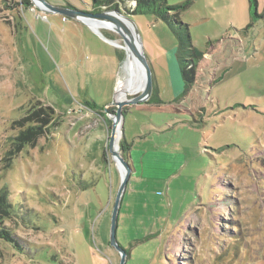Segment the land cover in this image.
Instances as JSON below:
<instances>
[{"label":"rangeland","instance_id":"rangeland-1","mask_svg":"<svg viewBox=\"0 0 264 264\" xmlns=\"http://www.w3.org/2000/svg\"><path fill=\"white\" fill-rule=\"evenodd\" d=\"M71 1L93 7L92 0ZM257 1L167 0L190 3L181 20L194 45L213 57L199 62L198 89L182 106L189 111L134 115L137 104L123 108V155V135L140 122L166 128L159 136L146 130L151 144L193 147L190 165L165 191L156 184L125 193L117 238L131 253L127 264H264V0ZM119 7L137 23L149 54L156 42L177 52L162 20ZM28 8L0 0V192L11 205L6 215L0 210V264H111L108 249L120 258L110 231L121 171L108 149L117 107L106 105L117 65L91 66V51L80 57V44L93 49L103 40L88 25L78 24L75 38L66 23L72 19ZM102 32L122 42L116 32ZM116 48L122 78L127 55ZM173 63L179 65L175 53ZM49 105L55 115L46 133L35 146L18 148L20 132L41 124L29 116Z\"/></svg>","mask_w":264,"mask_h":264},{"label":"crops","instance_id":"crops-1","mask_svg":"<svg viewBox=\"0 0 264 264\" xmlns=\"http://www.w3.org/2000/svg\"><path fill=\"white\" fill-rule=\"evenodd\" d=\"M49 1L54 4H60V5L66 4V2L73 4L71 0H49ZM27 10L34 11L30 7ZM54 17L57 19L61 18L58 15ZM64 22L62 21V23ZM70 22L72 26L68 28L69 32L71 33V35H73L76 38L77 36H79L77 32L78 24H83V23L72 22V20H68L66 23H70ZM90 29L93 32H95L92 28ZM91 30H88L89 34L92 36H95L96 32L93 33L91 32ZM102 39L104 40V42L103 40H98L99 41L98 46L93 49L89 48L88 44H86L85 48H84L83 43L82 45L80 44L79 55L80 57L83 58L85 57L84 56L85 53L88 51H91L93 54H95V59L91 63V66H94L95 68H97L104 61L107 64H108V61H110V64L112 65L113 70H114V67L117 65V67H115V73L114 75H112L110 82L108 84L110 89L115 90L114 91V97H115L116 89L118 87L117 83L120 78L119 77V67H120V63L122 62L121 53L119 52V50H117L115 45L108 42L104 38ZM105 42L110 43L113 47H115V50L114 48L111 50V46L103 47V44H105ZM151 50L153 54L152 53L149 54L148 51H147V54H148V57H149V60H150V63L153 69V73H154V79H155L156 88H157L156 98L152 102L147 101L141 104H137L136 109L138 110V112L134 115H139L141 114V111H147L148 109H158V110L168 109L170 112H175V111L182 112L185 110L189 111V109L188 110L183 109L182 107L188 99V93H185L184 85H182L181 78L179 77L180 74L182 76L180 64L178 66L176 64V68H175L174 63H173V55L174 53L176 54L175 49H172V48L170 49L167 47L165 48L162 46V44H159V42H156L155 44L153 43L151 44ZM200 51L204 53L203 56L205 59H208V57L209 58L213 57L212 52L209 53V51H204V50H200ZM108 57H110V60L108 59ZM88 66L90 65L88 64ZM177 69H180V70H177ZM198 69H197V77H199V75L203 71L202 68L200 69V66H198ZM179 71H180V74H179ZM115 74H117L116 80H115ZM194 86L195 88L191 89L190 90L191 92L197 91L198 86L196 84ZM133 121L135 122L137 121V119L133 118ZM146 124L147 123L142 124L140 122L139 127H137V129L136 127L132 126L130 128L131 131L128 130L125 132V135H123V142L128 144L130 148L129 149V161L133 166V172H132L130 181L128 183L126 192L130 187H135V186L136 188H138V186L139 187L145 186L150 189H153V188L156 189V184L159 186L158 188L165 187L164 188V191H165V189L168 188L167 182L169 181V179L172 176H174L178 171H182L183 169L188 168V166L191 163L189 162V160H191L192 158V153H190V151L193 150V147L191 146L188 147L190 151L186 149H183V150L180 149V151H176L177 149L167 151L168 143L166 144V143L152 142L153 144H151L149 143L148 137L146 136L147 134L146 130L149 129L150 132L151 131L155 132V135L159 136L162 132H164V130H166V128L165 127L163 128L164 125L155 124L153 121H151L150 126L144 129L145 126H147ZM170 167L172 168L170 169ZM158 192H161V191L159 190ZM119 218H120V215H119ZM173 236H171V239L173 238ZM107 252H108V258L111 264H114V263L119 264L120 258H118V261H117L116 254L112 252V250L108 249ZM129 255L131 256L130 252L127 255V260L129 258Z\"/></svg>","mask_w":264,"mask_h":264},{"label":"water","instance_id":"water-1","mask_svg":"<svg viewBox=\"0 0 264 264\" xmlns=\"http://www.w3.org/2000/svg\"><path fill=\"white\" fill-rule=\"evenodd\" d=\"M30 1L38 10L45 14L63 15L67 18L88 25L102 38L114 44V41H116L115 39L108 38L98 28L92 26V23L94 22L102 23L103 26L106 27L104 29H110L120 36L125 46L124 49L127 57L128 55H131L141 68L144 78L143 90L126 100L119 101L114 97L113 101L107 105V107H117L116 112L113 115L109 114L112 119V129L108 141V149L121 171V182L112 210L110 244L118 250L120 254V264H127V251L118 241L117 230L122 200L133 172V166L120 151V144L118 149L115 148V134L120 122H122L123 129V118L125 115L123 108L127 105H136L149 101L154 91V73L147 55L143 37L132 16L124 14L120 9L94 12L68 5L54 4L49 0Z\"/></svg>","mask_w":264,"mask_h":264},{"label":"trees","instance_id":"trees-1","mask_svg":"<svg viewBox=\"0 0 264 264\" xmlns=\"http://www.w3.org/2000/svg\"><path fill=\"white\" fill-rule=\"evenodd\" d=\"M249 2L251 7H257L258 5L257 0H249ZM92 3L93 7L91 11L94 12L119 9V4H130L133 10L129 14H151L162 20L167 25L169 30L175 35L179 43L176 54L180 64L182 77L184 79L185 93H188L193 88L197 79V69L199 62L202 60L204 53L194 45L190 32V25L181 20L182 11L187 9L190 3H185L183 5H169L167 0H92ZM22 4L24 7L33 6L30 0H22ZM66 5L75 7L69 2H66ZM256 14L258 15V13ZM252 20L254 21L255 19L252 18ZM252 25L253 24H250L249 26ZM123 60V54H121V61ZM156 92L157 88L154 79V91L148 102L155 100ZM87 106L93 108L90 102H87ZM54 115V108L50 105L45 109L32 113V115L29 116V120H37L41 124L31 126L28 128V130H22L20 132V135L17 138L18 144H16L18 145V148L27 144L35 146L38 142V138L46 133L48 125L51 124L54 119ZM121 149L123 150L124 156L129 161V145L122 141ZM10 207L11 205L9 203L6 190H3L0 192L1 215H6L9 213L8 211ZM7 237L11 236L8 235Z\"/></svg>","mask_w":264,"mask_h":264},{"label":"bare ground","instance_id":"bare-ground-1","mask_svg":"<svg viewBox=\"0 0 264 264\" xmlns=\"http://www.w3.org/2000/svg\"><path fill=\"white\" fill-rule=\"evenodd\" d=\"M94 28H98L101 32L102 29L106 28L102 23L94 22L92 23ZM117 47L122 49L125 47L123 42L120 40L114 41V44ZM124 50V49H123ZM124 75L118 81V87L116 89V100H126L129 98V95L136 94L144 88V78L139 64L134 60L131 55H128L124 65ZM122 134V122L119 123L116 134H115V148H119V141Z\"/></svg>","mask_w":264,"mask_h":264},{"label":"built area","instance_id":"built-area-1","mask_svg":"<svg viewBox=\"0 0 264 264\" xmlns=\"http://www.w3.org/2000/svg\"><path fill=\"white\" fill-rule=\"evenodd\" d=\"M43 18H46V16H44ZM67 19V17L66 16H64V20H66Z\"/></svg>","mask_w":264,"mask_h":264}]
</instances>
